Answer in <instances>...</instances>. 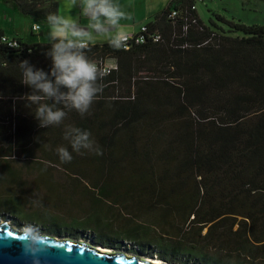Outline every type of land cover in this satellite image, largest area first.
Segmentation results:
<instances>
[{"label": "trees", "instance_id": "trees-1", "mask_svg": "<svg viewBox=\"0 0 264 264\" xmlns=\"http://www.w3.org/2000/svg\"><path fill=\"white\" fill-rule=\"evenodd\" d=\"M13 1L46 23L59 13L56 0ZM196 2L172 0L147 25L145 43L129 50L90 42L88 57L114 58L117 69L98 81L103 90L87 113L56 105L66 116L46 128L32 115L37 105L22 99L30 89L19 62L48 71L50 43L12 38L14 47L0 34L1 206L40 204L50 217L119 237L99 245L129 242L169 263L264 264V26L221 16L224 27L206 24ZM69 126L90 132L102 155L74 151L64 138ZM59 146L70 162H61ZM16 155L29 171L14 166ZM54 166L70 176L51 180ZM21 174L39 177L35 186L47 180L46 190L31 189ZM8 183L14 192L3 189Z\"/></svg>", "mask_w": 264, "mask_h": 264}, {"label": "clouds", "instance_id": "clouds-1", "mask_svg": "<svg viewBox=\"0 0 264 264\" xmlns=\"http://www.w3.org/2000/svg\"><path fill=\"white\" fill-rule=\"evenodd\" d=\"M78 7L88 21L86 26L71 16L52 12L46 16L50 47L43 55L51 62L48 71L36 68L27 59L19 62L21 83L30 89L22 99L26 98V107L37 105L32 115L40 128L62 123L66 112L56 105L63 104L84 115L102 92L103 86L98 81L105 73L98 62L86 54L89 43L97 36L104 37L111 48L118 50L126 46L129 38L122 21L131 19V15L122 9L118 0H79ZM43 98L53 103H40ZM64 138L76 152L85 149L102 155L88 131L69 126ZM56 151L62 163L71 161L66 147L59 146Z\"/></svg>", "mask_w": 264, "mask_h": 264}, {"label": "rangeland", "instance_id": "rangeland-1", "mask_svg": "<svg viewBox=\"0 0 264 264\" xmlns=\"http://www.w3.org/2000/svg\"><path fill=\"white\" fill-rule=\"evenodd\" d=\"M71 3V0H59L60 9L63 10ZM7 8L8 12L12 14L17 20L15 22H11L8 19H4L5 15L0 11V28H3L6 34H9V32H13V34H16V30L21 28L22 33H18V36L22 37L23 40L28 42L29 44H33L35 42L50 43V40L48 38L50 29L46 22L38 18H33V21L36 24L40 25L44 33L39 30L35 31L32 34L31 25L28 23V19H30L31 17H29L27 14L22 13L20 10L14 9L10 6H7ZM197 11L200 18L206 24H209L212 20L218 25L224 27V24L217 20V16H221L227 21L241 23L246 26H264V0H204V2H200L197 4ZM237 34L239 36L243 35L242 33ZM107 61L111 63L110 59H108ZM145 73L147 72H144V74ZM37 157L39 158V160L42 159L40 156ZM12 159V163L16 162L15 165L13 164L14 166H17V168H20L25 172L29 171L28 167L30 166V163H28L27 160H23L24 158L22 159L17 155ZM43 165L52 167L48 163H43ZM52 169L54 174L62 179H66V177L70 176L65 173L59 166H54V168ZM41 183L47 184L48 181L43 179V181H40V183L35 186V188L41 187L40 191L43 190L42 186H44ZM32 187L30 188L32 189ZM46 212L47 210L42 208L40 204L37 205L33 210L26 211L17 209L14 210L11 207H3L0 205V222L10 220L17 226L30 228L39 232L41 231L45 234L70 238L79 237L76 239L87 240L96 244L99 241H110L119 238H115L111 234L102 232L101 229L85 224L80 220H67L66 218L54 216L50 217V215H47ZM114 249L123 252H129V254H138L137 252L133 251H137L136 246L131 245V243L129 242H124L123 246H119Z\"/></svg>", "mask_w": 264, "mask_h": 264}, {"label": "water", "instance_id": "water-1", "mask_svg": "<svg viewBox=\"0 0 264 264\" xmlns=\"http://www.w3.org/2000/svg\"><path fill=\"white\" fill-rule=\"evenodd\" d=\"M8 221L0 222V264H155L141 259L142 254L96 243L90 247L82 239L45 234Z\"/></svg>", "mask_w": 264, "mask_h": 264}, {"label": "crops", "instance_id": "crops-1", "mask_svg": "<svg viewBox=\"0 0 264 264\" xmlns=\"http://www.w3.org/2000/svg\"><path fill=\"white\" fill-rule=\"evenodd\" d=\"M56 1L59 4V0H56ZM71 1L72 3L68 5L67 7H65L63 10L60 9V6H59V14L62 13V15L66 17L67 16L75 17L74 19H76L82 26H86L88 21L86 18H84L80 14V9L78 7L79 0H75V2L74 0H71ZM118 2L122 6V9L131 15V19H126L122 21V24L126 26V31L129 33V35H132V34L139 33L143 26H146L149 23L153 22L156 16L163 13L167 9V7L171 4L172 0H118ZM7 6H10L17 10L19 9L13 0H0V11L4 13L5 15L4 19H8L11 22H15L17 19L8 12ZM28 16L31 17L30 19H28V23L31 25V30L33 34L35 32L33 31V27L34 25H38V24H36L33 21V18H36V17L31 16V15H28ZM40 30L42 31L41 27H40ZM15 33L16 34H13V32H9V34H6L4 29L0 28V34L10 39L18 38V39L23 40L22 37L18 36V33H22L21 28L16 30ZM42 33L44 32L42 31ZM23 42L28 45H31L24 40ZM105 42H107L106 38L99 37V36L95 37L91 41V43H105ZM35 43H44V42H35ZM46 43H49V42H46ZM19 176H20L19 178L20 180L27 182V184L31 187L33 186L32 188H35V183L31 182L32 179L34 180V179L39 178L36 176H30V175H25V174H21ZM48 178H50L51 180L56 179L58 181L63 180L62 178L58 177L56 174H53L51 177L49 176ZM45 185L42 186L44 191L46 190ZM51 185H54V184H51ZM15 186L17 187V185L14 183H8L4 186L3 189L11 188L12 192H14V189L16 188ZM17 189L21 190L20 188H17Z\"/></svg>", "mask_w": 264, "mask_h": 264}, {"label": "built area", "instance_id": "built-area-1", "mask_svg": "<svg viewBox=\"0 0 264 264\" xmlns=\"http://www.w3.org/2000/svg\"><path fill=\"white\" fill-rule=\"evenodd\" d=\"M29 1H32V0H29ZM200 2H204V0H197L196 4L193 6V9H197V4L200 3ZM178 14V11H175L173 10L172 11V15L173 16H176ZM40 30V26L39 27H33V31H39ZM147 32H148V27L147 25L146 26H143L140 30L139 33L137 34H132V35H129V38L126 42V46L121 48L123 50H129L132 48L133 45H141L143 43H145L146 41V38H147ZM150 39H153L154 41H159L161 39V34H155L153 33L151 36H149ZM2 41L4 43H7L11 46H14V47H17L19 46V43L17 40H12L6 36H4L2 38ZM108 59L106 60H102V61H99L98 64L100 65V67L103 68L104 70V76L108 75L112 70H116L117 69V61L116 59L112 58L110 59V62L109 63L107 61Z\"/></svg>", "mask_w": 264, "mask_h": 264}, {"label": "bare ground", "instance_id": "bare-ground-1", "mask_svg": "<svg viewBox=\"0 0 264 264\" xmlns=\"http://www.w3.org/2000/svg\"><path fill=\"white\" fill-rule=\"evenodd\" d=\"M2 222H5V221H2ZM6 223H9L8 221H6ZM81 242L84 244V245H87V246H90V247H92V246H94L93 244H92V242H90V241H87V240H81ZM99 249L100 250H103V248L102 247H100L99 246ZM107 250H109V249H107ZM109 251H111V250H109ZM141 259H143L144 261H147V262H151V263H155V264H166L165 262H163V261H161V259H152V258H150V257H146V256H139Z\"/></svg>", "mask_w": 264, "mask_h": 264}]
</instances>
